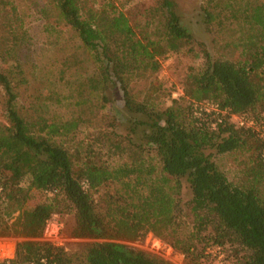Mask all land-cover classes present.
<instances>
[{
	"label": "trees",
	"instance_id": "16d2710c",
	"mask_svg": "<svg viewBox=\"0 0 264 264\" xmlns=\"http://www.w3.org/2000/svg\"><path fill=\"white\" fill-rule=\"evenodd\" d=\"M148 3L131 10L113 1L101 9L91 0L50 1L49 15L74 32L86 59L62 60L61 79L72 68L76 80L42 97L69 113L49 118L43 117L49 103L29 109L19 101L29 84L24 41L14 10L5 12L0 237L22 239L0 264H169L118 242L69 252L39 240L52 215L63 212L73 213L74 236L136 241L152 234L188 264H203L210 246L224 250L232 264H264V132L231 121L233 115L264 120V0H242L239 17L205 11L207 25L232 19L241 26L214 57L182 24L176 0ZM0 5L5 10L3 0ZM182 50L202 61L187 68L184 97L161 106L154 96L162 88L160 57ZM114 86L130 130L109 141L107 150L119 158L109 163L96 155L104 145L95 150L76 141L99 112L114 109ZM199 103L214 109L196 108ZM140 128L142 142L135 139ZM220 155L244 156L235 180L216 163ZM183 179L191 191L186 200Z\"/></svg>",
	"mask_w": 264,
	"mask_h": 264
},
{
	"label": "rangeland",
	"instance_id": "374dc122",
	"mask_svg": "<svg viewBox=\"0 0 264 264\" xmlns=\"http://www.w3.org/2000/svg\"><path fill=\"white\" fill-rule=\"evenodd\" d=\"M3 1L6 3V8L2 10L3 6L0 5V10H2L0 12V37L3 34V25L9 20V18L5 17V12H10L13 9L18 19L17 32L24 41L20 53L29 84L20 92V103L25 104L29 109L40 106L42 103H49L48 112L43 113V117L49 118L51 113H61L62 116H67L69 111L65 107L53 105L52 102L44 99L42 94L47 90L66 91V81L72 83V81L76 80L77 74H75V69L72 68L65 73L62 79L60 75L62 60L72 55H78L80 58L86 59V54L80 47L74 32L69 27L60 25L53 16L49 15L51 0ZM91 1L98 9L106 5L108 1H113L119 9L129 8L135 10L134 8L140 7L142 3H147L148 5L150 0H128L127 3L125 0ZM176 3L182 24L191 32L196 41L205 44L212 57L216 56L224 41L240 35L241 26L232 19L226 20L227 24L225 23L222 26L218 24L207 25L205 11L212 9L217 13L238 16L242 0H176ZM193 47L197 50L196 43ZM201 61V58H193L192 54L186 50H182L179 53H166L160 57V69L156 77L162 84V88L154 96L161 106L169 105L171 99L180 100L184 97L182 81L187 68L198 65ZM112 99L113 107L116 110L109 105L106 109L99 112L92 119L90 127L81 133L76 141V144H79L82 148L86 146L95 150L101 149L104 145V148L98 150L96 155L98 154L103 161L106 160L109 163H115L119 160L117 156H111V153L107 150V146L110 144L109 141L119 138L130 130V119L125 114L121 91L118 86L112 88ZM3 101L4 97L0 90L1 122H5ZM91 104L97 108L99 102L95 96L91 99ZM196 108L211 111L214 109V105L199 103ZM231 121L238 126H254L256 130L264 132V120L252 122V120L250 121L247 118L233 115ZM141 135L140 128V132L137 131L135 139L141 141ZM215 160L227 176L235 180L240 169L239 163L244 161V156L239 155L235 158L234 155H220ZM190 196L189 185L183 179V200L190 198ZM72 228V212L56 213L48 220L39 240L49 241L69 252L77 251L87 243L118 242L155 254L169 264H188L184 256L174 250L167 240L155 237L152 234H147L140 240L125 241L74 236ZM21 239L13 236L0 237V261L13 256L15 244ZM205 254L207 255V260L203 264H232L226 258L225 251H222L220 247H207Z\"/></svg>",
	"mask_w": 264,
	"mask_h": 264
},
{
	"label": "built area",
	"instance_id": "2783aa9c",
	"mask_svg": "<svg viewBox=\"0 0 264 264\" xmlns=\"http://www.w3.org/2000/svg\"><path fill=\"white\" fill-rule=\"evenodd\" d=\"M219 248V247H218Z\"/></svg>",
	"mask_w": 264,
	"mask_h": 264
}]
</instances>
